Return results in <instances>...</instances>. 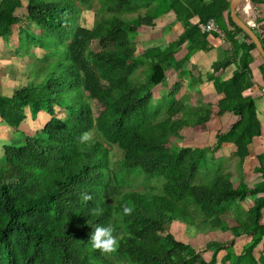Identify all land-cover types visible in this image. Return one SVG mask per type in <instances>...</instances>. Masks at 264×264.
<instances>
[{"label": "trees", "instance_id": "trees-1", "mask_svg": "<svg viewBox=\"0 0 264 264\" xmlns=\"http://www.w3.org/2000/svg\"><path fill=\"white\" fill-rule=\"evenodd\" d=\"M22 7L23 0H0V38L9 42L17 27L19 51L40 52L34 79L10 96L0 94L1 121L22 136L4 144L0 156V264H216L221 251H226L224 264H264V256L253 257L264 244V196L243 213L241 230L221 218L226 202L264 190V181L253 189L243 183L235 188L232 173L214 164L224 142L236 144L241 163L247 145L260 134L254 99L243 95L251 87L249 65L256 48L229 12L232 32L227 33L237 69L229 80L216 77L229 65L225 59L214 64L207 78L224 95L219 114L233 113L239 121L213 147L173 145L185 129L210 121L212 105L188 109L186 97L177 98L181 83L154 101L153 88L166 82L168 71L175 69L183 77L186 62L208 45L207 34L191 19L214 20L223 30L229 0H26V13L17 16ZM85 11L93 13L92 26L82 23ZM170 11L185 25L183 34L166 49L137 55L139 30L155 27V20ZM253 32L264 48V28ZM237 35L248 43H239ZM185 44L186 58L176 61ZM142 67H147L146 78L135 80ZM93 100L103 107L97 117ZM27 114L33 122L41 118L33 135L20 129ZM84 132H96L103 140L81 144ZM110 146L122 151L115 175ZM257 158L264 176V153ZM142 175L163 180V186L124 189L131 177ZM83 193L92 199L84 201ZM125 204L134 206L130 216L123 214ZM175 221L186 223L190 232L220 230L232 232L234 239L208 244L213 258L206 262L192 246L175 239ZM98 226L114 229L119 238L115 253L91 246ZM241 235H250L251 241L237 256L235 239Z\"/></svg>", "mask_w": 264, "mask_h": 264}, {"label": "crops", "instance_id": "crops-1", "mask_svg": "<svg viewBox=\"0 0 264 264\" xmlns=\"http://www.w3.org/2000/svg\"><path fill=\"white\" fill-rule=\"evenodd\" d=\"M204 1L209 3L212 0ZM18 10L23 11V14H25V3H23V7ZM145 11V9L142 10V12ZM228 12L229 9L223 13L225 25L223 30L227 35L226 43H222L221 39L216 34L204 32L201 26L207 23H201V19L198 16L191 19L190 22L192 25L198 26L201 33L207 34V47L196 52L190 58V60L186 62L183 68V71L186 72V75L182 77L179 75L178 71L175 69H170L167 73L166 82L153 88L154 101H158L159 99L163 98V96L167 95L173 85L181 83L183 87L178 93L177 98L180 99L183 96L186 97L185 105L188 109H196L201 105H204V103H211L213 114L210 121L204 127L187 128L191 129L193 133L188 132L189 136L186 138H184V135L182 134L183 141L186 142V144L184 143L183 146L213 147L217 143V137L221 134H226L229 132L234 124H236L240 119L233 113L229 112L222 115L219 114V101L224 98V95L218 94L215 90L213 82L209 81L207 78L209 74L214 72V64L225 59H229L230 63L225 69L217 72L216 77H219L224 81L229 80L233 71L237 69L238 59H236V61H233L232 59L233 57L231 55L233 54V47L229 41L227 33L232 32V28L228 23ZM236 14L238 18L241 19L252 30L256 29L258 32L260 30L263 31L264 3H256L255 5V3H252L250 0H242L236 8ZM211 21L215 22L214 20H210L209 22ZM14 29L15 28H13V35L10 37L9 42H6L0 38V46L2 49L0 50L2 53L0 54V91L8 87L10 84L14 86L13 89L15 90L18 87V84L15 85L16 80L19 82V79H17L15 76H20V72L25 68L26 64L30 67L32 61H34L36 58H40V52L38 49H31L30 54L18 52V29L17 33H15ZM184 31L185 25L181 22H178L174 11H170L165 15L159 16L158 19L155 20V27H142L139 30L136 42L137 45L139 43L142 47H147L143 50V52L149 48H159L160 50H163L168 48V46L173 42L177 41ZM15 34H17V44L13 42L15 41ZM235 39L239 43H248L241 35H237ZM12 43L14 44L12 45ZM7 45H9V47H7ZM143 52L140 53L139 56L142 55ZM187 54L188 49L187 44H185L181 50L175 54L176 61L183 60L186 58ZM251 57L252 62L249 65L251 71V87L247 89L243 95L254 99L256 115L260 124V134L254 136L251 142L247 145V155L241 163L239 162V158L236 155V144L233 142L222 143L221 147L215 152L216 162L214 163L216 166H220L223 171L232 173L231 180L235 188L238 187L239 183H243L249 189H253L257 183L264 181L263 172L258 170V168L261 166V163L257 158L259 154L264 153V60L257 51H252ZM27 83L28 81L26 80L24 84H21V86L26 85ZM36 120L37 121L33 122L30 119V116L27 114V118L21 124L20 129L23 130L25 126V129L27 128L28 131H30L31 123L41 121L40 116L37 117ZM0 124L1 129L5 130L4 132L8 133V131H10L9 129L11 128L4 124L1 119ZM1 140L2 142L0 143L3 145L8 142L7 140ZM1 146L2 145H0V151ZM179 146L182 145L180 144ZM0 154L2 155V152ZM261 196H264V190H258L254 194H248L243 200L226 202V204H224V207H226V212L221 218L227 222L230 228H238L241 230L239 220L244 219L243 213L250 210L254 206L255 200ZM260 224L264 225V209L261 210ZM186 228V223L175 221L171 225V233L176 240L190 245L196 251L200 252L206 262H210L213 258V251L207 249L208 244H225L234 239L232 232H222L220 230L208 231L197 234L196 236L192 235L185 237L183 234L185 231H187ZM181 237L186 238L187 240L182 241ZM250 241V235H241L235 239V254L237 256L241 255L244 246ZM225 255L226 251H221L217 255L216 264H224L222 260ZM261 256H264L263 243H260L253 252V257L256 261H258Z\"/></svg>", "mask_w": 264, "mask_h": 264}, {"label": "rangeland", "instance_id": "rangeland-1", "mask_svg": "<svg viewBox=\"0 0 264 264\" xmlns=\"http://www.w3.org/2000/svg\"><path fill=\"white\" fill-rule=\"evenodd\" d=\"M23 3H26V0H23ZM97 8H98V2H96V5H95L94 9L92 10V12L94 13ZM92 12L85 11V13L82 15V23L84 25H86V26H92L93 25V23H94V18L93 17L94 16H93V13ZM21 15H23V11L18 10L17 11V16H21ZM14 30H15V33H17V27H15ZM14 39H15V41H13V42H15V44H17L18 43V41H17V34L14 35ZM13 44L14 43H12V45ZM7 47H9V45H7ZM145 48H147V47L146 46H143L142 47L141 44L138 43V45H137V54L139 55L140 53H142ZM93 49L96 50V51L98 50L95 43L93 45ZM0 50H2L1 49V46H0ZM18 52H20L19 49H18ZM0 54H2L1 51H0ZM34 68H35L34 61H32L30 67L27 66V64H26L25 68L23 70H21L20 76L19 75H18V77L15 76L17 79H19V82H17V80H16L15 85L18 84V87H19V86H21V84H24V82L26 80L29 81V80L34 79V77H33V69ZM16 71H19V70H16ZM12 72H14V71H12ZM146 76H147V67H142L136 73L135 80L136 79H142L143 80V79L146 78ZM4 86H8V85H4ZM13 88H14V86L12 84H10L5 89H2V91H0V94L9 95L10 96L14 92V89ZM92 103H93V108H94V115L97 117L99 115L100 111L103 110V107L100 106L97 101H94L93 100ZM9 128H11V127H9ZM37 128H38V123H31V130L30 131H28L27 128L25 129V126H24V129L23 130H24V132H27L29 135H33L36 130H39V128L38 129ZM9 130L10 131H8V133L4 132L5 130L1 129V124H0V142H2L1 139L7 140L8 142H12V140L13 141H19V140L22 139V136L21 135H17L15 133V130L14 129L11 128ZM188 132L193 133V131L191 129H186L184 131V133H183L184 138H186V137L189 136V133ZM91 136H92V138H98V134L96 132L92 133ZM98 139L99 140H103L101 138H98ZM184 143L186 144V142L183 141V138L181 140H175V141H173V145H178V144L179 145L180 144L181 145H184ZM0 145H2L1 146V151H0V153H1L2 150H3V144L0 143ZM109 150H110L111 166H113L114 169H115V171H114V175H115L116 173L119 172L116 169V164L122 158V151H120L116 146H110L109 147ZM0 156H1V154H0ZM202 170L203 169H201V171ZM201 171H200V173H201ZM126 179H125V181H126ZM163 183H164L163 180H158V179L147 180L142 175V176H138V177H131V180H130L129 184H126L125 183L124 189H126L127 186H128V188L137 189V190H141V191H146L151 186H157L158 188H160L161 186H163ZM188 229L189 228L187 226V228H186L187 231H185V233L183 234L185 237H189V236H192V235H195L196 236L197 234H201V232H196L194 230H191V232H190V231H188ZM181 239H182V241H186L187 240L186 238H182V237H181Z\"/></svg>", "mask_w": 264, "mask_h": 264}, {"label": "clouds", "instance_id": "clouds-1", "mask_svg": "<svg viewBox=\"0 0 264 264\" xmlns=\"http://www.w3.org/2000/svg\"><path fill=\"white\" fill-rule=\"evenodd\" d=\"M92 139V136L89 132H84L79 137L81 144H87ZM82 199L84 201H90L92 197L87 194H82ZM134 211V206L125 204L123 206V214L125 216H130ZM114 229L111 226L103 227L98 226L94 229L93 234L91 235V246L100 251L103 254L115 253L119 248V238L113 234Z\"/></svg>", "mask_w": 264, "mask_h": 264}, {"label": "water", "instance_id": "water-1", "mask_svg": "<svg viewBox=\"0 0 264 264\" xmlns=\"http://www.w3.org/2000/svg\"><path fill=\"white\" fill-rule=\"evenodd\" d=\"M242 0H230L229 3V14L232 22L241 29L250 39V41L255 45L256 51L264 60V48L261 45L259 39L257 38L256 34L253 30L248 27L241 19L238 18L236 14V8Z\"/></svg>", "mask_w": 264, "mask_h": 264}, {"label": "built area", "instance_id": "built-area-1", "mask_svg": "<svg viewBox=\"0 0 264 264\" xmlns=\"http://www.w3.org/2000/svg\"><path fill=\"white\" fill-rule=\"evenodd\" d=\"M201 28L204 32H207L209 34H216L221 39L222 43H226V35L224 31L220 29L215 22L211 21L205 25H202Z\"/></svg>", "mask_w": 264, "mask_h": 264}]
</instances>
